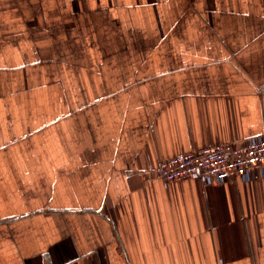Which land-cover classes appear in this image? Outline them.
<instances>
[{
	"label": "crops",
	"instance_id": "obj_1",
	"mask_svg": "<svg viewBox=\"0 0 264 264\" xmlns=\"http://www.w3.org/2000/svg\"><path fill=\"white\" fill-rule=\"evenodd\" d=\"M264 135V0H0V264H264V168L152 174Z\"/></svg>",
	"mask_w": 264,
	"mask_h": 264
},
{
	"label": "built area",
	"instance_id": "obj_2",
	"mask_svg": "<svg viewBox=\"0 0 264 264\" xmlns=\"http://www.w3.org/2000/svg\"><path fill=\"white\" fill-rule=\"evenodd\" d=\"M256 168H264V135L242 142L214 143L166 157L152 174L165 181L196 179L222 184L235 176L248 179Z\"/></svg>",
	"mask_w": 264,
	"mask_h": 264
}]
</instances>
